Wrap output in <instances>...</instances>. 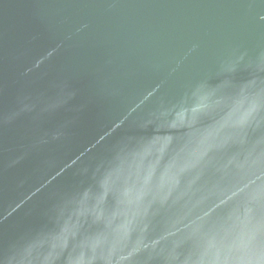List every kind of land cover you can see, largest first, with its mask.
Segmentation results:
<instances>
[{
	"label": "water",
	"instance_id": "95a60500",
	"mask_svg": "<svg viewBox=\"0 0 264 264\" xmlns=\"http://www.w3.org/2000/svg\"><path fill=\"white\" fill-rule=\"evenodd\" d=\"M152 133L154 154L95 183ZM256 188L264 0H0V264L47 231L58 264L113 237L116 264H160L202 234L264 228Z\"/></svg>",
	"mask_w": 264,
	"mask_h": 264
},
{
	"label": "clouds",
	"instance_id": "9594fccd",
	"mask_svg": "<svg viewBox=\"0 0 264 264\" xmlns=\"http://www.w3.org/2000/svg\"><path fill=\"white\" fill-rule=\"evenodd\" d=\"M158 144L155 133L141 135L134 140H122L111 159L102 165L95 176V183L101 184L111 168L154 154ZM86 191L79 195L82 196ZM248 200L250 203L264 200V189L252 190ZM72 209L73 205L70 203H63L58 208L56 232L61 230ZM55 234L53 231L40 232L14 246L3 264H58L64 256V250L54 247ZM115 239L116 237L97 241L96 238H90L74 249L70 256L65 257V264H116L115 256L119 249L113 246ZM160 264H264V228L236 230L228 235L202 234L190 254H183L178 247H173L161 254Z\"/></svg>",
	"mask_w": 264,
	"mask_h": 264
}]
</instances>
